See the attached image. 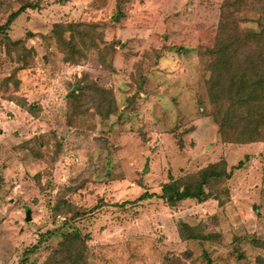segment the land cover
Instances as JSON below:
<instances>
[{
    "label": "rangeland",
    "instance_id": "374dc122",
    "mask_svg": "<svg viewBox=\"0 0 264 264\" xmlns=\"http://www.w3.org/2000/svg\"><path fill=\"white\" fill-rule=\"evenodd\" d=\"M223 2L0 0V26L34 6L0 30V99L26 103H0V264L37 245L27 264H46L72 231L83 264H264V148L224 143L209 116L205 51ZM235 17L256 27L252 13ZM56 25L88 49L64 62ZM222 161L231 178L207 200L157 198Z\"/></svg>",
    "mask_w": 264,
    "mask_h": 264
},
{
    "label": "trees",
    "instance_id": "16d2710c",
    "mask_svg": "<svg viewBox=\"0 0 264 264\" xmlns=\"http://www.w3.org/2000/svg\"><path fill=\"white\" fill-rule=\"evenodd\" d=\"M33 7L30 5L20 7L7 18L4 25L0 26L1 32L7 30L26 9ZM242 12L256 15L251 20L246 19V21L254 23L255 28H242V19L235 17V14ZM76 27H81V25H76ZM263 27L264 0H224L222 3L215 42L211 49H206L205 54L211 61L210 77L207 81L208 97L212 108L209 116L216 124L224 143L244 145L264 142ZM73 28V26L64 28L56 25L53 29L57 36L56 44L64 55V62H69V58H67L69 55L72 57L81 55L84 53L83 49H88L85 41L79 47L73 36L69 40L62 39L63 32L67 29L73 30ZM19 43L20 41L13 42V45ZM3 93L1 95H4ZM77 93L79 91L71 94L70 97L75 99ZM4 98L15 102L20 108L26 106L24 101L17 104L15 99H8L5 95ZM86 98L102 118H108L112 114V111L107 116L102 114L101 107L106 103L105 101L99 98L94 101L95 97L92 95ZM93 101L97 103V107L93 105ZM106 105L108 106L109 103ZM27 112H30L29 107ZM241 165L240 163L237 167L240 168ZM230 178L231 173L227 172L225 162L211 164L196 174L178 180L170 179V182L162 186L161 193L157 198L163 200L170 208L176 207L185 200L202 202L212 196L211 192L205 190L211 183L216 185L221 180L225 181ZM224 193L228 195V190H225ZM154 196L144 194L140 200ZM182 227L187 231L186 237L183 236V231L181 232L182 240L192 239V229L187 226ZM48 235V233L42 234L40 241ZM59 245L61 247L53 253L51 258L47 259L46 264H83L84 252L82 251H85V244L77 231L63 235V240ZM37 250L38 245L26 250L20 264H27V257Z\"/></svg>",
    "mask_w": 264,
    "mask_h": 264
},
{
    "label": "crops",
    "instance_id": "0c3cea01",
    "mask_svg": "<svg viewBox=\"0 0 264 264\" xmlns=\"http://www.w3.org/2000/svg\"><path fill=\"white\" fill-rule=\"evenodd\" d=\"M29 93H31V91ZM24 97L27 98V101H28V99H29L28 98V94L24 95ZM0 103L3 104L6 108L13 109L14 111L22 110L19 106H17L14 102H11V101H3V100L0 99ZM241 147L245 148L246 146H241ZM262 148H264L263 144L254 143V144L250 145V149L253 150V151H251L252 153L256 152V151H258L259 149H262ZM254 154H257V153H254ZM200 205H199V207H200Z\"/></svg>",
    "mask_w": 264,
    "mask_h": 264
},
{
    "label": "water",
    "instance_id": "95a60500",
    "mask_svg": "<svg viewBox=\"0 0 264 264\" xmlns=\"http://www.w3.org/2000/svg\"><path fill=\"white\" fill-rule=\"evenodd\" d=\"M30 211H27L26 213V222H29L30 221Z\"/></svg>",
    "mask_w": 264,
    "mask_h": 264
}]
</instances>
